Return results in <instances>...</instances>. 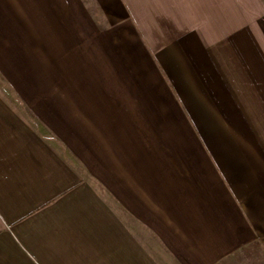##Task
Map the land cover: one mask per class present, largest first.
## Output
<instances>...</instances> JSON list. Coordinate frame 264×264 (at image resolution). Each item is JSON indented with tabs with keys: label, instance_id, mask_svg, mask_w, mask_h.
I'll return each mask as SVG.
<instances>
[{
	"label": "crops",
	"instance_id": "crops-1",
	"mask_svg": "<svg viewBox=\"0 0 264 264\" xmlns=\"http://www.w3.org/2000/svg\"><path fill=\"white\" fill-rule=\"evenodd\" d=\"M72 9L89 112L0 96V264H264V0Z\"/></svg>",
	"mask_w": 264,
	"mask_h": 264
},
{
	"label": "rangeland",
	"instance_id": "rangeland-1",
	"mask_svg": "<svg viewBox=\"0 0 264 264\" xmlns=\"http://www.w3.org/2000/svg\"><path fill=\"white\" fill-rule=\"evenodd\" d=\"M24 1L27 2L28 14L14 0H0V96L16 102L17 106L26 102L33 108L40 107V104L48 108L51 107L50 102H54L88 113L85 103L87 95L78 91L90 80L81 71L83 62L67 59L71 51L78 56L79 48L84 45L86 49L87 39L86 31L73 28L72 0ZM40 1L45 3L48 18L39 24L35 16L39 18L40 15H34L38 9L34 11V7L30 5L35 2L39 4ZM3 74L13 76L4 77ZM13 81L21 90L17 87L14 92ZM79 134L82 139L80 145H86L88 149V140L92 138L83 129H80ZM94 151L96 155L103 154L102 148ZM90 155L98 175L102 178L104 175L110 177L113 186H117V174L113 171L111 175L99 172L103 170L100 168V164L103 166V156L94 158ZM96 158L98 159L95 160Z\"/></svg>",
	"mask_w": 264,
	"mask_h": 264
}]
</instances>
